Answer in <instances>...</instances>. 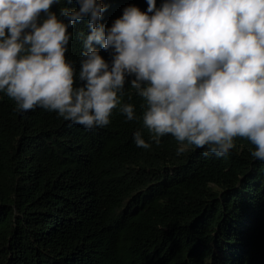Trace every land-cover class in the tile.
Segmentation results:
<instances>
[{"label": "trees", "instance_id": "16d2710c", "mask_svg": "<svg viewBox=\"0 0 264 264\" xmlns=\"http://www.w3.org/2000/svg\"><path fill=\"white\" fill-rule=\"evenodd\" d=\"M103 2L109 26L127 5L148 7ZM79 56L74 37L66 58ZM131 95L122 102L142 117L143 98ZM141 129L147 139L142 119L118 108L90 130L39 106L17 111L0 92V264H264V162L255 146L237 137L226 157L194 146L177 155L171 134L137 147Z\"/></svg>", "mask_w": 264, "mask_h": 264}, {"label": "clouds", "instance_id": "9594fccd", "mask_svg": "<svg viewBox=\"0 0 264 264\" xmlns=\"http://www.w3.org/2000/svg\"><path fill=\"white\" fill-rule=\"evenodd\" d=\"M73 3L0 0V92L15 110L39 106L94 130L118 108L148 130L133 133L137 147L171 134L177 155L194 146L226 157L242 137L264 162V0H147L110 26L103 0ZM74 37L78 62L66 58ZM132 90L142 117L122 102Z\"/></svg>", "mask_w": 264, "mask_h": 264}]
</instances>
